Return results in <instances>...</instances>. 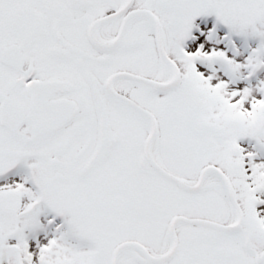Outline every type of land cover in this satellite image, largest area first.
<instances>
[{"label":"snow or ice","instance_id":"6c2138e0","mask_svg":"<svg viewBox=\"0 0 264 264\" xmlns=\"http://www.w3.org/2000/svg\"><path fill=\"white\" fill-rule=\"evenodd\" d=\"M0 264H264V0H0Z\"/></svg>","mask_w":264,"mask_h":264}]
</instances>
